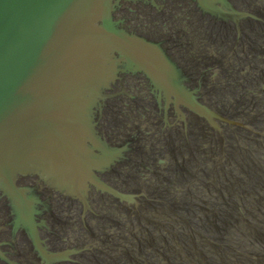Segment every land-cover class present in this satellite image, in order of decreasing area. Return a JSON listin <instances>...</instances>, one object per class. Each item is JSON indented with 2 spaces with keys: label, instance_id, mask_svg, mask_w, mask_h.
Returning <instances> with one entry per match:
<instances>
[{
  "label": "water",
  "instance_id": "water-1",
  "mask_svg": "<svg viewBox=\"0 0 264 264\" xmlns=\"http://www.w3.org/2000/svg\"><path fill=\"white\" fill-rule=\"evenodd\" d=\"M0 264H264V0H0Z\"/></svg>",
  "mask_w": 264,
  "mask_h": 264
}]
</instances>
